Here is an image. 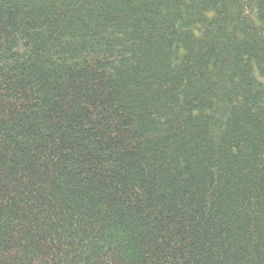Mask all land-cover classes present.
Returning <instances> with one entry per match:
<instances>
[{"label": "trees", "instance_id": "trees-1", "mask_svg": "<svg viewBox=\"0 0 264 264\" xmlns=\"http://www.w3.org/2000/svg\"><path fill=\"white\" fill-rule=\"evenodd\" d=\"M0 264H264V0H0Z\"/></svg>", "mask_w": 264, "mask_h": 264}]
</instances>
